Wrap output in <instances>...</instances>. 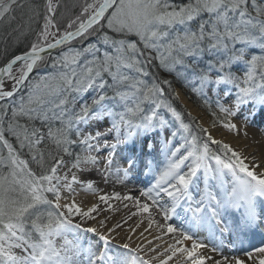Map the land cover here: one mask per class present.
<instances>
[{"label": "snow or ice", "instance_id": "1", "mask_svg": "<svg viewBox=\"0 0 264 264\" xmlns=\"http://www.w3.org/2000/svg\"><path fill=\"white\" fill-rule=\"evenodd\" d=\"M78 6L61 31L60 0H45L43 13L28 0H0V23L14 20L17 9H26L29 22L43 17L30 50L0 67V264H264V244H251L264 234V168L210 131L247 137L264 115V3ZM53 49L58 55L51 56ZM48 59L54 71L9 102ZM153 69L190 86L211 118L207 127L191 112L185 122L161 85L176 100L180 93ZM85 94L89 99L77 106ZM152 137L162 167L151 158ZM141 167L153 182L138 196L103 193L86 210L77 202V188L101 192L92 177L125 185ZM113 200L133 201L132 215L146 214L148 227L156 225L173 243L151 249L156 255L147 260L140 248L112 246L120 224L108 228L97 215L101 204L114 211Z\"/></svg>", "mask_w": 264, "mask_h": 264}, {"label": "bare ground", "instance_id": "2", "mask_svg": "<svg viewBox=\"0 0 264 264\" xmlns=\"http://www.w3.org/2000/svg\"><path fill=\"white\" fill-rule=\"evenodd\" d=\"M179 92L183 100L191 107L192 111L201 115L205 124L208 126L210 121L206 112L194 102H192L187 94L180 88ZM263 117L264 115H258L256 117V120L254 121L256 123L254 126L249 127V135L247 137H236L222 128H217L215 130L210 129V131H212L214 137L231 143L234 148L241 151L243 155L247 157L246 162H249L250 165L255 159V163L261 165V167L264 168V128L262 127L264 122L262 121L259 123V120H261ZM151 141L153 142L152 138ZM157 152H159V147H156V150L152 152L151 158L156 164L162 167L163 158ZM144 171L145 170L142 167L138 169L125 185L116 184L115 182L106 184L99 181L98 177H92L97 180V187L101 190V192L87 195L79 193V195L76 196L77 202L79 201L81 205L83 203H89L88 205H91L92 203L97 202L98 195L103 193H111L113 191L120 192L122 195L131 194L133 196H138L140 189L150 186L151 182H153V176L151 174H146ZM77 191L80 192V189L77 188ZM109 203L112 204L114 211H107V206L101 204V209L104 210L100 212V215H97V221L107 218L106 224L108 228L114 227L117 223L120 224L119 228H127L116 234L112 232V246L115 247L129 244L130 248L132 249H142L139 254L146 252L149 256L153 257L156 255V252L151 251V249L156 248L157 252L163 251L164 247H166L168 244H171L170 242H173L171 236L163 235L161 230L156 225H152L151 228L148 227L149 222L147 220L146 214L132 215V213L137 211L133 201L113 200L109 201ZM125 204H130V206H134V208H124L123 212L121 211L120 213V208L122 209ZM155 218L161 223L164 222L159 216H156ZM97 221H91L90 224L100 228V225L97 223ZM175 222L176 221L174 219L173 223ZM85 226L87 227L88 225ZM259 235L264 234L257 232V234L252 237L251 242H253V239H256V237H259ZM158 236H161L162 238L156 239ZM92 238L94 239V237ZM157 245L160 247L157 248ZM230 253L231 252L229 250H225L226 255H229ZM170 264H175V261H171Z\"/></svg>", "mask_w": 264, "mask_h": 264}, {"label": "trees", "instance_id": "3", "mask_svg": "<svg viewBox=\"0 0 264 264\" xmlns=\"http://www.w3.org/2000/svg\"><path fill=\"white\" fill-rule=\"evenodd\" d=\"M263 1V0H262ZM23 2V0H22ZM84 0H60L61 7L57 10V19L60 22L61 31L64 30V26L67 23V20L69 18L74 17L75 15H79L80 8L79 4H82ZM177 3H182L183 0H176ZM28 3H35L40 6V11L43 13V5L45 3V0H28ZM77 5V6H73ZM26 9H17L13 15L15 16L14 20L11 21H5L3 23H0V66L11 56L18 52L26 51L30 49L31 44L36 39V33L40 31V28L43 23V17H41L38 20H34L29 22L28 16L25 14ZM63 14V16H62ZM88 42L93 41H85L84 46ZM70 46L74 47H81L80 43L78 42H72ZM64 48V46H62ZM58 55V50L51 53V56ZM203 65H201L202 67ZM184 69L178 68L177 71H183ZM54 69L52 68L50 59L46 61V63L39 64L37 69L30 74L29 80L26 83V85H23L17 93L14 95V97L9 98V102L15 101L19 102L20 97L24 96L26 97L28 94V85L32 83L38 76H43L48 73L53 72ZM154 73L160 77V79H168L172 81V88L175 89V86H180L185 89L188 95H190L191 99L202 106L201 100L191 92L190 86H186L184 81L179 79L175 73H168L164 72L159 69H153ZM165 88V92L167 94V97L169 100L172 101L173 105L177 107L179 111H182L185 113V122H188V116H187V108L182 105L180 100H176L171 90L165 86L161 85ZM14 99V100H13ZM89 99L88 94H85L84 97L80 98L77 102V106H79L80 103H83L84 100ZM203 107V106H202ZM194 116V115H193ZM38 125V124H37ZM195 131V129H194ZM199 135L203 136V133H199Z\"/></svg>", "mask_w": 264, "mask_h": 264}, {"label": "rangeland", "instance_id": "4", "mask_svg": "<svg viewBox=\"0 0 264 264\" xmlns=\"http://www.w3.org/2000/svg\"><path fill=\"white\" fill-rule=\"evenodd\" d=\"M54 2H55V0H54ZM257 2L258 3H264V0L262 1V0H257ZM14 71H15V69H14ZM11 85H12V81H9V80H5V88L6 89H9L10 90V88H11ZM22 87V86H21ZM20 87V88H21ZM179 88L181 89V90H183V92H185L186 94H187V92L185 91V89L184 88H182V87H180V86H175V90L176 91H178L179 92ZM180 93V92H179ZM187 96L189 97V99L192 101V102H194L192 99H191V97H190V95H188L187 94ZM14 100V99H13ZM180 102L182 103V105L184 106V107H186L187 108V110H188V112H191L192 113V115H194V116H197L203 123H204V125L207 127V124H205V122H204V120H203V118H202V116L201 115H199V114H197V113H195V112H193L192 111V109H191V107L183 100V98H182V96H181V94H180ZM195 103V102H194ZM196 105H198L202 110H204L205 112H206V114L208 115V111H207V109L206 108H204V107H202L201 105H199V104H197V103H195ZM208 117H209V121H210V116L208 115ZM169 119H170V117H169ZM264 122V117L261 119V120H259V123H261V122ZM255 123L256 122H253V124L251 125V126H254L255 125ZM37 126H39V124L37 125ZM263 128H264V123H263V126H262ZM168 133L166 132L165 133V135H167ZM152 139H153V142L154 143H156V147H159V144L157 143V138L156 137H152ZM177 141H179V135H178V137H177ZM77 150H79V149H77ZM161 156V155H160ZM163 158V157H162ZM249 163V162H248ZM78 192V191H77ZM78 193H80V192H78ZM79 195V194H78ZM78 203H79V201H78ZM81 204V203H80ZM89 203H83L82 205H81V207L83 208V209H87L89 206H91V205H88ZM129 207H132V206H130V204H128L127 205V207H123L122 209L120 208V213H121V211L123 212V209L124 208H129ZM134 208V206L131 208V209H133ZM136 208V207H135ZM108 211V210H107ZM101 213H99V215H100ZM173 222V221H172ZM90 223V222H89ZM123 229H127V228H116V230L114 231V233L116 234V233H118V232H121V231H123ZM112 234V233H111ZM260 240H263V242H260V243H258V244H256L255 246H261L262 244H264V235H259V237H258ZM255 241H257V237H256V239H254ZM258 242V241H257ZM170 243H173V242H170ZM190 243L191 242H188V244L190 245ZM250 250V249H249ZM141 257H143L145 260H147V259H150V258H152V256H149L146 252H142V253H140L139 254ZM229 255H240L242 258H243V253L242 252H231ZM153 264H157V262L155 261V260H153Z\"/></svg>", "mask_w": 264, "mask_h": 264}, {"label": "water", "instance_id": "5", "mask_svg": "<svg viewBox=\"0 0 264 264\" xmlns=\"http://www.w3.org/2000/svg\"><path fill=\"white\" fill-rule=\"evenodd\" d=\"M62 47V46H61ZM28 50H30V49H28ZM28 50H26V51H28ZM26 51H22V52H18V53H16V54H14L13 56H11L10 58H8L0 67H2V66H4V64H6L7 63V61L8 60H10L11 58H13L14 56H16V55H23ZM51 51V53H53V52H55V51H57L56 49H53V50H50ZM20 87L21 86H19V88H18V90L20 89Z\"/></svg>", "mask_w": 264, "mask_h": 264}]
</instances>
